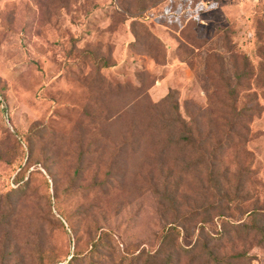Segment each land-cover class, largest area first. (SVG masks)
I'll list each match as a JSON object with an SVG mask.
<instances>
[{"label":"rangeland","instance_id":"obj_1","mask_svg":"<svg viewBox=\"0 0 264 264\" xmlns=\"http://www.w3.org/2000/svg\"><path fill=\"white\" fill-rule=\"evenodd\" d=\"M259 228L264 0H0V264H264Z\"/></svg>","mask_w":264,"mask_h":264},{"label":"trees","instance_id":"obj_2","mask_svg":"<svg viewBox=\"0 0 264 264\" xmlns=\"http://www.w3.org/2000/svg\"><path fill=\"white\" fill-rule=\"evenodd\" d=\"M104 64H108V62L107 63H105L104 62ZM30 133L31 134H37L38 133V129L36 128V127H33L31 130H30ZM29 152L31 153H29L28 154V158L26 159V162L24 163V164H20V168L18 169V171L16 172V176H15V180L16 181H18V180H20L21 178H23L24 176H25V174H26V172H27V170H28V172H30L31 170H29V166L27 165V160H29L30 159V155H32V146H31V143L29 144ZM24 167V170L23 171H20L22 168ZM18 174V175H17ZM257 210L256 209H253V210H251L249 213H251V214H253V215H256L257 214V212H256ZM239 227H243V228H247V229H254L255 228V226L257 227V224L256 223H254V224H250L249 222H247V221H245V222H238V224H237ZM258 230V229H257ZM228 231H230V229H228ZM258 233H260V234H264V229L263 228H259V230H258ZM262 241H264V235L262 236ZM98 243L97 242H95L94 244H92V247L94 246V248H96V247H98ZM73 257V254L70 256V258H69V260H68V262H71V258Z\"/></svg>","mask_w":264,"mask_h":264}]
</instances>
